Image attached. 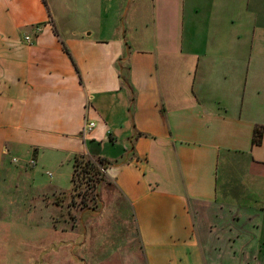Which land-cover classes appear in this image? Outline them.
Wrapping results in <instances>:
<instances>
[{
  "label": "crops",
  "instance_id": "obj_1",
  "mask_svg": "<svg viewBox=\"0 0 264 264\" xmlns=\"http://www.w3.org/2000/svg\"><path fill=\"white\" fill-rule=\"evenodd\" d=\"M86 10L62 28L48 0H0V185L15 152L103 157L144 264H262L264 0Z\"/></svg>",
  "mask_w": 264,
  "mask_h": 264
},
{
  "label": "rangeland",
  "instance_id": "obj_2",
  "mask_svg": "<svg viewBox=\"0 0 264 264\" xmlns=\"http://www.w3.org/2000/svg\"><path fill=\"white\" fill-rule=\"evenodd\" d=\"M48 1L62 28L84 21L87 0L79 11L75 0ZM14 155L0 185V264H144L129 203L96 159L77 156L71 181V161L58 166L45 151L41 166L24 150ZM88 159L98 171L85 172Z\"/></svg>",
  "mask_w": 264,
  "mask_h": 264
},
{
  "label": "trees",
  "instance_id": "obj_3",
  "mask_svg": "<svg viewBox=\"0 0 264 264\" xmlns=\"http://www.w3.org/2000/svg\"><path fill=\"white\" fill-rule=\"evenodd\" d=\"M120 78H121V81L122 83H125V77L121 74H119ZM261 136H262V131H261V128L260 127H256L253 131V135H252V144H259L261 142ZM77 156L74 157V160H73V172H72V175H71V181H73V177H74V174H75V171H76V167H77ZM96 161L98 164V166L102 167L103 169H105L107 166H108V161H106L105 158L103 157H98L96 158ZM95 164V162H92L91 160H87L85 162V166L87 168V170H85L86 173L90 174L92 171H98V166ZM73 188H74V185L72 186V191H73ZM94 214V213H93ZM97 214V213H95Z\"/></svg>",
  "mask_w": 264,
  "mask_h": 264
},
{
  "label": "built area",
  "instance_id": "obj_4",
  "mask_svg": "<svg viewBox=\"0 0 264 264\" xmlns=\"http://www.w3.org/2000/svg\"><path fill=\"white\" fill-rule=\"evenodd\" d=\"M93 126H94V122H88V123L84 124V128L85 129H91ZM30 164H32V165L35 164V161L34 160H30ZM101 170L104 172L103 168H101Z\"/></svg>",
  "mask_w": 264,
  "mask_h": 264
}]
</instances>
